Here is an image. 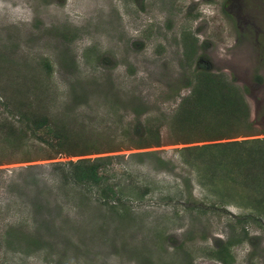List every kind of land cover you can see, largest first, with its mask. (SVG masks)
<instances>
[{
  "label": "rangeland",
  "instance_id": "rangeland-1",
  "mask_svg": "<svg viewBox=\"0 0 264 264\" xmlns=\"http://www.w3.org/2000/svg\"><path fill=\"white\" fill-rule=\"evenodd\" d=\"M205 69L244 106L189 105L180 129ZM25 112L94 153L59 154ZM254 139L264 0H0V264H264L263 176L240 177L243 146L199 149ZM83 157H110V198L67 175Z\"/></svg>",
  "mask_w": 264,
  "mask_h": 264
},
{
  "label": "trees",
  "instance_id": "trees-1",
  "mask_svg": "<svg viewBox=\"0 0 264 264\" xmlns=\"http://www.w3.org/2000/svg\"><path fill=\"white\" fill-rule=\"evenodd\" d=\"M197 81L193 88V94L188 98H185L184 104L180 111L176 114V116L181 118V125H179L180 129L186 130V123L189 121L190 112L188 113L187 106L192 105V107L199 105L201 103L202 107L198 108L202 111H209L211 114H215L218 117L219 111L220 116H228V118H224L227 122H233L232 118L237 117L240 109L244 106L242 103V99L240 96L234 93V90L226 87L224 84V80L220 78L222 75L216 74L213 72H209L206 69L200 70L197 73ZM201 85H204L202 87ZM206 104V105H204ZM217 112V114H216ZM22 113L21 117L28 124V128H30L33 132H37L38 130H47L51 134L52 142L49 140V143L53 147H57V152L59 154H66L67 156H86L92 154L93 150L89 149L88 145L84 148L82 145V141H79L74 138L73 134L70 133L64 126L58 125V123L51 122L50 117L46 115H34L29 116V114ZM236 115V116H235ZM230 116V117H229ZM208 117H212L209 116ZM239 118V117H238ZM219 119H213L212 122H217ZM223 120L224 122H226ZM10 130H13L12 124H6ZM150 130V129H149ZM152 132V130H150ZM159 132H156V137ZM228 137V136H223ZM219 137V139L223 138ZM218 139V140H219ZM217 140V139H212ZM252 141V142H251ZM244 140V141H233V142H225V143H216V144H206L203 146H196L200 148H204L206 146H224V147H237L243 146L242 153H245V167L237 168L240 170V177L245 176L252 179L256 177L255 174L263 176V181L259 182V187L262 190V198L257 199V203L261 207H255L258 211L264 212V158L263 156L258 159L257 155L260 153H264V139H254V140ZM252 143V144H249ZM83 146V148H82ZM194 147L185 148L186 151H191ZM110 157H99L96 159L91 158H80L76 161H69L64 164L68 165L67 175L76 183L86 187L92 186H100L102 194L104 198H110L111 193H113L114 189L109 184H106L107 177L105 173V169L107 166L106 161H108ZM263 159V160H262ZM258 162V163H257ZM255 164V165H253ZM256 165H260V168H257ZM234 177V175H233ZM235 178V177H234ZM261 212V213H263ZM233 241H230L224 248L219 251L223 259H228L230 256V245Z\"/></svg>",
  "mask_w": 264,
  "mask_h": 264
}]
</instances>
